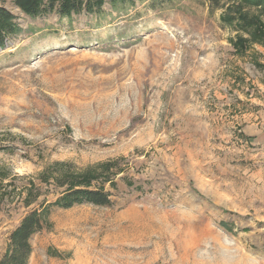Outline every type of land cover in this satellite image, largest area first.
Here are the masks:
<instances>
[{
  "label": "rangeland",
  "instance_id": "obj_1",
  "mask_svg": "<svg viewBox=\"0 0 264 264\" xmlns=\"http://www.w3.org/2000/svg\"><path fill=\"white\" fill-rule=\"evenodd\" d=\"M0 5V260L64 169L113 203L49 207L29 264H264V0Z\"/></svg>",
  "mask_w": 264,
  "mask_h": 264
},
{
  "label": "trees",
  "instance_id": "obj_2",
  "mask_svg": "<svg viewBox=\"0 0 264 264\" xmlns=\"http://www.w3.org/2000/svg\"><path fill=\"white\" fill-rule=\"evenodd\" d=\"M137 0H14L16 6L27 16L36 18L56 11L61 17L72 19L76 15H94L99 18L109 3L114 11H127L136 5ZM140 1V0H139ZM16 16L7 8L0 5V47H4L8 35L21 32ZM254 26V25H253ZM254 30V28H253ZM257 33H259L257 31ZM254 40L256 31H253ZM259 42V41H257ZM64 170V169H63ZM59 171L53 180L56 198L47 204L41 203L39 208L31 210L24 216L20 224L12 231L6 253L0 264H29L33 247L32 237L49 226V207L69 209L76 205L93 204L96 206H111L112 192L102 187L96 177L79 175L71 171ZM98 184V185H97Z\"/></svg>",
  "mask_w": 264,
  "mask_h": 264
}]
</instances>
